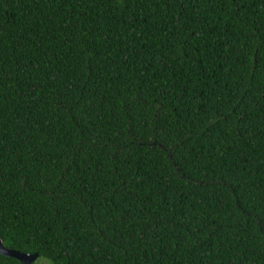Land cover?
<instances>
[{
    "label": "trees",
    "instance_id": "obj_1",
    "mask_svg": "<svg viewBox=\"0 0 264 264\" xmlns=\"http://www.w3.org/2000/svg\"><path fill=\"white\" fill-rule=\"evenodd\" d=\"M0 239L264 264V0H0Z\"/></svg>",
    "mask_w": 264,
    "mask_h": 264
},
{
    "label": "water",
    "instance_id": "obj_2",
    "mask_svg": "<svg viewBox=\"0 0 264 264\" xmlns=\"http://www.w3.org/2000/svg\"><path fill=\"white\" fill-rule=\"evenodd\" d=\"M0 255L4 257L14 258L19 262V264H33L38 259V255L36 253L25 254L5 248L2 245L1 239H0Z\"/></svg>",
    "mask_w": 264,
    "mask_h": 264
},
{
    "label": "rangeland",
    "instance_id": "obj_3",
    "mask_svg": "<svg viewBox=\"0 0 264 264\" xmlns=\"http://www.w3.org/2000/svg\"><path fill=\"white\" fill-rule=\"evenodd\" d=\"M33 264H46V263L43 262V261H38V262L36 263V261H35Z\"/></svg>",
    "mask_w": 264,
    "mask_h": 264
}]
</instances>
